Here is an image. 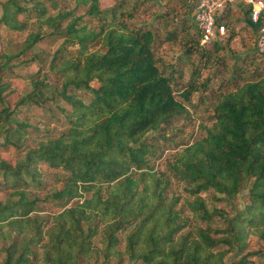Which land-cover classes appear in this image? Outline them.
I'll use <instances>...</instances> for the list:
<instances>
[{"label": "trees", "instance_id": "trees-1", "mask_svg": "<svg viewBox=\"0 0 264 264\" xmlns=\"http://www.w3.org/2000/svg\"><path fill=\"white\" fill-rule=\"evenodd\" d=\"M93 1L88 14L97 17L101 11ZM118 8L110 11L111 20L122 13ZM22 12L8 1L3 20L19 29L13 16ZM40 13L46 18L45 11ZM246 21L257 31L258 25ZM121 22L97 34L76 21L67 26L66 34L83 58L65 61L60 68L57 97L70 109H55L69 127L56 139L43 138L35 148H25L20 165L0 171L12 193L19 195L0 202V238H18L19 255L6 264H28L34 257L44 264H251L250 257L264 261V250L242 255L249 234L264 242V75L227 91L215 107L207 135L176 154L171 172L185 185L187 209L205 224L185 231L179 198H168V181L149 165L157 155L149 134L183 116L186 106L176 97L171 74L158 65L154 33L129 30ZM38 41V35L29 36L24 50ZM97 41L102 49L89 51ZM211 46L219 48L218 42ZM196 91L194 82L186 85L183 101ZM14 124L16 130L23 127L4 106L0 136L5 145L12 144ZM35 162L67 174L60 178L63 188L47 197L64 201L63 210L50 221L32 217L36 204L19 191L20 185L28 186L25 176L40 186L38 175L27 172ZM210 190L217 202L236 199L245 190L249 205L228 214L210 209L202 197ZM85 194L90 198L84 199ZM73 199L78 201L68 206ZM215 218L220 229L213 227ZM122 231H127L123 249L118 237ZM37 246H42L40 258L34 252Z\"/></svg>", "mask_w": 264, "mask_h": 264}, {"label": "rangeland", "instance_id": "rangeland-1", "mask_svg": "<svg viewBox=\"0 0 264 264\" xmlns=\"http://www.w3.org/2000/svg\"><path fill=\"white\" fill-rule=\"evenodd\" d=\"M8 1L24 9V12L13 16L19 29L12 28L3 20L4 4ZM93 2L0 0V109L5 106L11 113V118L23 125L18 130L15 129V124L11 126L16 133L10 138L11 145H5L4 137L0 136V171L7 166L15 168L20 165L25 148H35L43 138L56 139L69 127L64 115L55 109L57 105L70 109L57 97L62 87L60 68L65 61L83 58L80 48L66 34L67 26L76 21L78 27L84 26L97 34L107 29L111 23L116 25L118 21H122L129 30H151L154 33V55L158 65L161 70L171 74L176 97L186 106L183 116L149 134V142L153 143L157 153L155 158L150 159L149 165L152 171L168 181V198H179L177 208L182 210V219L187 223L185 231L205 227L187 209L185 201L188 194L185 185L174 178L171 166L177 153L207 135V129L214 124L215 107L227 91L264 75V55L259 54L256 49L257 31L247 23L244 13L235 8L228 13V33L218 42L219 48L209 46L200 49V45L197 47L199 39L194 25L196 0H97L101 14L91 17L88 11ZM117 7L120 9L116 11L122 13L111 20L110 11ZM40 11H45L46 18H42ZM32 35H38L39 41L33 48L24 50L27 39ZM194 47L196 48L193 49ZM98 49H102L100 41L89 45L88 50ZM191 82L198 86V91L193 92L188 101H183L181 93ZM27 172L38 175L40 186H34L30 178L25 176L28 186L20 185L19 191H23L28 200L35 202L37 208L31 214L32 217L38 222L50 221L63 210L64 201H47V197L54 190L63 188L60 178L67 174L61 169H53L39 162L27 167ZM13 191L0 174V202L19 199V195L13 194ZM213 196L212 190L202 193L210 209L215 207L226 214L249 205L245 190L231 201L217 202L213 200ZM89 198V194L84 195V199ZM77 201L70 200L68 206ZM214 221L213 227L220 229L222 224L219 218ZM126 233L127 231H122L118 235L122 241V249ZM17 245L18 238L15 234L0 238V264H6L10 257L16 259L19 255ZM96 245L99 246L100 243L96 241ZM259 250H264L263 240L258 235L249 234L242 255ZM34 252L40 258L42 246H37ZM249 259L251 264H264L258 257ZM227 262L231 263L230 260ZM110 263L116 264L114 260ZM28 264L44 263L34 257ZM84 264L99 262L91 260Z\"/></svg>", "mask_w": 264, "mask_h": 264}, {"label": "built area", "instance_id": "built-area-1", "mask_svg": "<svg viewBox=\"0 0 264 264\" xmlns=\"http://www.w3.org/2000/svg\"><path fill=\"white\" fill-rule=\"evenodd\" d=\"M238 8L253 25H258L256 49L264 55V0H196L194 25L199 45L206 48L228 33L227 16Z\"/></svg>", "mask_w": 264, "mask_h": 264}]
</instances>
